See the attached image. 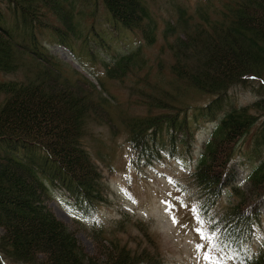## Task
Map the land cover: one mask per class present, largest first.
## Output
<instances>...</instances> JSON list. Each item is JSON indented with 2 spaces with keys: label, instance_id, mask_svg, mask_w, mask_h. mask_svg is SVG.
<instances>
[{
  "label": "trees",
  "instance_id": "obj_1",
  "mask_svg": "<svg viewBox=\"0 0 264 264\" xmlns=\"http://www.w3.org/2000/svg\"><path fill=\"white\" fill-rule=\"evenodd\" d=\"M101 3L116 29L139 32L146 45L155 41L154 0ZM74 10L73 0H0V72L14 76L0 82V264H166L142 223L134 224L135 236L126 234L121 222L106 231L94 228L95 249L89 254L47 206L50 187L65 191L86 214L108 198L102 170L85 143L93 117L113 129L105 117L108 99L84 78L65 77L62 63L38 39L43 32L62 44L68 35L76 37ZM160 35L170 53L167 79L148 80L151 67L140 46L114 57L110 66L104 63L106 77L119 82L135 70L145 73L134 92L146 115L118 111L117 118L135 165L151 163L161 152L190 154L191 123L203 114L212 118L213 131L188 176L198 190L199 209L209 210L231 183L230 161L256 123L254 112H264V98L247 106L223 104L233 87L246 86L251 78L264 81V0H204L194 16L179 8ZM192 93L209 101L191 114ZM263 149L259 131L252 157ZM233 191L211 228L216 246L241 251L260 220L264 161L249 175L246 191ZM245 261L264 264V248Z\"/></svg>",
  "mask_w": 264,
  "mask_h": 264
},
{
  "label": "rangeland",
  "instance_id": "obj_2",
  "mask_svg": "<svg viewBox=\"0 0 264 264\" xmlns=\"http://www.w3.org/2000/svg\"><path fill=\"white\" fill-rule=\"evenodd\" d=\"M73 1L78 37H69L71 49L60 45L56 38L47 32L39 35V40L52 55L62 61L66 68L68 67L69 70L63 72L66 77H75L71 72L75 70L93 81L100 89L95 79L99 78L108 92L114 95L113 98H109L111 104L106 109L107 116L105 117L110 118L117 130L112 131L105 124L108 121H101L99 116L98 118L93 117L95 121L88 122L86 127L88 133L85 141L86 145L90 146V152L95 159L97 153L102 154V159L105 161L103 172L107 176L105 180L112 195L109 203L101 205L94 216L85 217L76 209L66 193L51 188L48 207L59 220L74 231L79 244L89 254L95 249L91 236L92 228L100 225L111 229L114 221L120 220L123 214H127L129 218L121 220L125 225L126 234L136 235L138 228L134 224L137 222L147 224L149 233L158 242L164 260L168 264H237L240 261L237 254L227 250H217L211 245L210 235L207 234L206 219L195 214L193 209L197 205L195 202L189 203L197 199V194L186 176L195 164L202 143L209 137L213 120L200 119L199 123L191 125L194 129V142L191 150L194 152L191 159L185 157L179 160L159 161L150 166H143L139 171L130 168L127 137L119 124L117 113L123 111L133 116L146 114L145 106L141 105V99L134 92L139 87L145 73L135 70L133 75L125 77L123 82L106 81L101 62L108 63L116 54L131 52L137 47L140 39L115 29L108 22L101 0ZM200 1L154 0L152 8L158 17L159 28H162L163 20L173 15L175 4L185 6L191 11ZM161 43L158 36L154 44L144 48L145 57L148 58L147 63L151 67V76L157 81L161 80V77L167 79L170 76L166 68L170 53L166 47L163 52L160 51ZM88 49L93 51L96 61L93 62V59L86 53ZM159 62H161V70L157 69ZM13 77V75L0 73V80ZM248 82L246 86L239 85L232 88L229 91V100L238 105H248L261 99L264 96V83L257 79H249ZM206 98L204 95L190 94L187 99V103L190 104L189 113H193L194 108L204 104ZM227 102L228 100L223 104ZM256 114L257 124L260 125L264 122V112L256 111ZM97 120L100 121L99 125L96 123L99 122ZM255 134L256 127L254 126L239 143V154L232 163L233 179L242 187L246 185V178L257 163V160L248 157ZM96 139L100 142L94 141ZM228 199L229 196L222 198L211 210V214L220 213ZM261 211V221L255 225L253 239L244 247L249 255L255 254L264 245V207ZM197 229L204 230V238H201V233H198ZM117 236L123 240L122 242H127L125 234ZM197 245H203V247L198 249ZM131 247L133 243L129 242V248ZM207 253H211L209 260L204 259ZM3 264L21 263L4 260Z\"/></svg>",
  "mask_w": 264,
  "mask_h": 264
},
{
  "label": "snow or ice",
  "instance_id": "obj_3",
  "mask_svg": "<svg viewBox=\"0 0 264 264\" xmlns=\"http://www.w3.org/2000/svg\"><path fill=\"white\" fill-rule=\"evenodd\" d=\"M173 222H174V223L176 222L175 219L173 220ZM197 232H198V233H201V238H204V235H203L204 230H203V229H197ZM202 247H203V245H197V248H198V249H199V248H202ZM204 259H205V260H209V259H211V253H207V254H205Z\"/></svg>",
  "mask_w": 264,
  "mask_h": 264
}]
</instances>
